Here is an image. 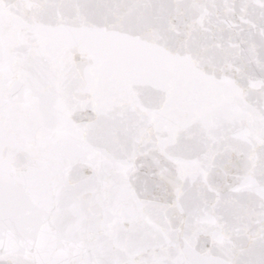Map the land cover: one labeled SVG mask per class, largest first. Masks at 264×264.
I'll return each instance as SVG.
<instances>
[{
	"label": "snow or ice",
	"instance_id": "snow-or-ice-1",
	"mask_svg": "<svg viewBox=\"0 0 264 264\" xmlns=\"http://www.w3.org/2000/svg\"><path fill=\"white\" fill-rule=\"evenodd\" d=\"M0 264H264V0H0Z\"/></svg>",
	"mask_w": 264,
	"mask_h": 264
}]
</instances>
